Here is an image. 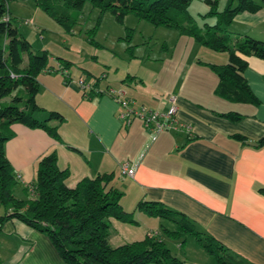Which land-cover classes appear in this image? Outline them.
Instances as JSON below:
<instances>
[{
  "label": "crops",
  "instance_id": "0c3cea01",
  "mask_svg": "<svg viewBox=\"0 0 264 264\" xmlns=\"http://www.w3.org/2000/svg\"><path fill=\"white\" fill-rule=\"evenodd\" d=\"M228 27L232 38L248 36L264 42V6L255 13L238 14ZM168 30L173 31V39L164 41L167 55L153 77L135 76L137 82H124L130 74L113 80L103 75L95 90L119 92L122 98L154 112L166 111L167 97L174 96L176 117L184 127L156 135L139 120L124 126L114 98L86 94L90 90L81 92L69 82L64 86L62 74L43 72L38 77L36 102L63 120L50 123L57 128L58 139L41 129L20 124L10 127L12 137L4 152L20 182L18 189L26 196L23 190L27 188L28 193L35 183L39 161L55 153L58 167L69 172L67 187H75L84 178L113 173L112 186L123 194V210L141 200L162 203L186 215L244 264H264V145H250L264 137V60L248 57L244 72L259 105L230 103L215 95L218 78L198 64H225L227 54ZM65 73L63 77L69 80V71ZM91 76L90 87L94 83ZM227 113L242 118L232 122L221 117ZM36 118L44 121L47 114ZM233 135L248 141H238ZM124 163L134 171L132 177L120 172ZM0 264L64 262L45 235L10 220L0 229Z\"/></svg>",
  "mask_w": 264,
  "mask_h": 264
},
{
  "label": "trees",
  "instance_id": "16d2710c",
  "mask_svg": "<svg viewBox=\"0 0 264 264\" xmlns=\"http://www.w3.org/2000/svg\"><path fill=\"white\" fill-rule=\"evenodd\" d=\"M10 1L0 0V229L10 220H18L26 226L45 235L65 264H187L185 260L172 255L165 239L182 247L189 236L218 264H244V261L229 252L214 238L203 234L186 215L174 211L162 203L141 200L135 211L149 218L165 220L159 232L146 234L141 240L117 247L109 244L110 219L121 223L138 225L132 213L121 206L122 192L112 186L114 174H100L95 178H84L75 187L69 188L65 181L68 170L58 167L55 153L43 157L37 166L33 194L23 190L25 199L15 195L20 186L17 176L4 152L5 143L12 137L10 127L20 124L31 129H41L50 137L58 139L57 128L52 121L61 123L57 112H47L36 102L39 91L38 77L43 72H59L63 76L69 70L70 62L57 59L58 68L48 64L46 51H35L30 43L11 24L8 10ZM62 28L71 33L77 22L73 14H81L89 1L100 14L110 13L116 23L122 24L127 16L144 21L154 27L176 30L180 35L194 39L201 46L228 56L225 64H210L198 61L217 78L215 95L230 103L259 105L250 90L244 72L248 68V57L264 60V42L245 36L232 38L226 28L240 13H255L264 6V0H225L220 11L221 0H203L207 11L200 14L203 26L199 27L190 15L189 9L195 0H32ZM7 21H4L5 18ZM207 20L214 21L213 24ZM98 26V24H97ZM96 31L93 30L92 34ZM90 44L98 46L94 40ZM94 83L86 94H108L109 89L95 90L101 80L91 76ZM136 81L128 75L124 80ZM46 113L47 119L40 121L37 114ZM232 122L242 116L235 113L221 114ZM232 138L247 142L242 135ZM264 145V137L257 141ZM27 193V194H26Z\"/></svg>",
  "mask_w": 264,
  "mask_h": 264
},
{
  "label": "rangeland",
  "instance_id": "374dc122",
  "mask_svg": "<svg viewBox=\"0 0 264 264\" xmlns=\"http://www.w3.org/2000/svg\"><path fill=\"white\" fill-rule=\"evenodd\" d=\"M224 5L225 0H221L218 9L221 11ZM8 10L12 26L17 28L19 35L30 43L33 50L48 53L50 66L54 67L58 58L71 63L68 70L69 80L59 72L53 71L49 75L55 73L61 76L64 86L69 82V86L76 87L81 92L83 87L80 82L86 86L89 81L88 74L99 78L107 75L110 80L120 75L124 78L127 74L145 79L153 77L167 55L162 45L164 41L173 39L174 34L171 30L154 27L144 21L138 22L131 15L122 24L116 23L110 13L100 14L97 9L92 8L89 1L85 3L81 14H73L77 22L71 33L66 32L49 15L36 7L32 0L10 1ZM204 11L203 0H195L189 9L199 27L204 23L199 17ZM94 29L96 31L92 34ZM89 39L94 40L98 46L90 44ZM105 84L104 79L101 86L104 88ZM8 101H0V105L4 106ZM18 188L15 190L16 196L27 198L28 195L24 196ZM135 208L136 206H127V211H124L134 212L133 218L138 225L110 219V246L117 247L141 240L147 233L155 234L162 225L168 224L162 219L149 218L135 211ZM165 242L172 255L185 260L187 264H218L214 257L206 254L197 245L193 236H189L182 247L170 239H165Z\"/></svg>",
  "mask_w": 264,
  "mask_h": 264
},
{
  "label": "built area",
  "instance_id": "2783aa9c",
  "mask_svg": "<svg viewBox=\"0 0 264 264\" xmlns=\"http://www.w3.org/2000/svg\"><path fill=\"white\" fill-rule=\"evenodd\" d=\"M6 17L4 21H7ZM80 86L83 87V90H91L90 85L84 86L80 82ZM101 92V91H100ZM107 94V93H106ZM110 97L114 98L118 104L119 111L117 114L118 119L122 121L124 126H129L133 121L139 120L142 122L143 127L154 133L159 134L170 129L183 128L182 124H179V121L176 117L177 108H176V99L174 96H168L167 101L169 102V107L164 112H154L148 110L144 106L137 105L132 100H127L122 98L119 92L108 91ZM120 172L123 175L132 177L133 170L129 168L128 163H124L120 166ZM29 193L33 194L34 190L32 187L29 188Z\"/></svg>",
  "mask_w": 264,
  "mask_h": 264
},
{
  "label": "water",
  "instance_id": "95a60500",
  "mask_svg": "<svg viewBox=\"0 0 264 264\" xmlns=\"http://www.w3.org/2000/svg\"><path fill=\"white\" fill-rule=\"evenodd\" d=\"M250 145L257 146L258 144H250Z\"/></svg>",
  "mask_w": 264,
  "mask_h": 264
}]
</instances>
